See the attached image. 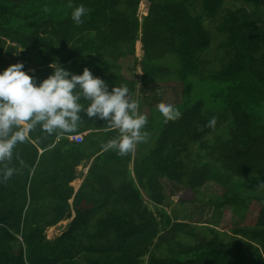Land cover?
Returning <instances> with one entry per match:
<instances>
[{"label":"trees","instance_id":"1","mask_svg":"<svg viewBox=\"0 0 264 264\" xmlns=\"http://www.w3.org/2000/svg\"><path fill=\"white\" fill-rule=\"evenodd\" d=\"M141 1L0 0V71L14 63L6 53L34 64L27 74L39 77L37 85L53 67L72 75L87 68L109 92L127 86L132 99L140 62L145 92L157 77L176 74L184 94L175 120L151 110L159 136L153 141L145 125L134 157L108 147L119 130L83 110L71 132L48 134L37 125L18 142L12 159L0 162V172L14 170L6 180L0 175V264H264V0H232L233 8L226 0H145L139 18ZM81 5L86 13L76 24L71 13ZM7 40L21 47L19 56ZM79 103L86 109L90 101ZM203 109L213 110L214 124ZM83 132V142L69 139ZM256 179L262 188L249 186ZM208 183L224 191L217 207L245 209L254 225L235 229L226 245L218 234L184 245L177 237L184 225L167 213L165 191L200 193ZM68 219L66 231L46 238L47 228Z\"/></svg>","mask_w":264,"mask_h":264},{"label":"clouds","instance_id":"2","mask_svg":"<svg viewBox=\"0 0 264 264\" xmlns=\"http://www.w3.org/2000/svg\"><path fill=\"white\" fill-rule=\"evenodd\" d=\"M86 8L75 7L71 13L74 23L80 24ZM16 63L0 71V162L11 160L17 143H23L31 130L39 125L48 134L71 132L80 121L81 111L89 118L106 120L119 135L108 142V147L121 155L133 151L138 143L147 139L143 131L147 117L138 112V102L130 98L127 86L113 87L92 75L85 68L80 75H72L62 67L38 85ZM81 97L90 101L86 109L79 103ZM158 112L165 122L175 120L180 113L171 104L161 103ZM215 123V118L210 122ZM12 168H4L0 175L8 179Z\"/></svg>","mask_w":264,"mask_h":264},{"label":"rangeland","instance_id":"3","mask_svg":"<svg viewBox=\"0 0 264 264\" xmlns=\"http://www.w3.org/2000/svg\"><path fill=\"white\" fill-rule=\"evenodd\" d=\"M227 6H232V0H226ZM147 13L146 1L143 0L140 2L138 7V16ZM141 36V34H140ZM6 46L15 47L16 51L13 52L19 56V52L21 51V47L16 45L15 43H11L10 41H6ZM142 42L141 40L136 41L135 43V57L138 60L142 58ZM5 54V52H4ZM6 59L12 60L14 63L11 65L22 62L21 60H15L14 56L12 57L9 54H5ZM214 59V58H213ZM112 61V60H111ZM209 62V61H208ZM120 63V67L122 70H125V64ZM213 63H217V60ZM209 63V64H213ZM24 65V71L26 73H30L31 75L36 72L33 63H22ZM131 64V63H130ZM208 65V64H206ZM143 65L140 62H137L136 69L133 73L136 80V85L134 87V91L131 95L133 100L138 102L139 108L138 112L145 115L147 117V128L149 130V136L152 137L153 141L155 138L159 136L160 128L158 127L160 123V118L157 115H153V118H150L152 115L151 110H158V105L161 103L171 104L173 107L177 104H181L184 100V94L182 90V82L178 80L176 74L165 75L157 77L153 84L154 90L150 88L147 92L144 91V85L142 83V71ZM39 77H35L34 81L37 82ZM207 86H205V89ZM197 91L193 89V94ZM209 105H206V108ZM216 111V110H215ZM203 113L206 117L213 119L217 118V116L213 115V110L207 111L203 109ZM221 122L220 127L226 125V121L219 120ZM213 134H211L212 136ZM191 153L194 157H196V152L198 151L197 144H191ZM136 155L135 149L133 150V157ZM185 158V157H183ZM187 161V159H186ZM90 162L84 161L78 168V176L79 179L72 182L75 190L79 188L81 185L88 166ZM130 169L133 168V162L130 163ZM133 172V170H131ZM251 185L256 186L258 189L263 187V182H260L259 179L251 180ZM224 191L220 187H216L208 183L204 188L200 189V193H194L189 190H185L182 193H178L176 195L169 196L167 194V190L165 191L166 200H164V206L166 208L167 213L171 216L175 214L177 218L184 225L183 231H180L177 234L179 238V242L184 245H195L199 242L200 238H212L213 235L218 234L221 238L222 244L226 245L229 240L235 235L234 230L239 229L242 226L254 225V223L249 219V212L245 209L233 207V206H224L223 208L217 207L216 203L219 202L220 197L223 195ZM144 200L148 207L155 212L156 219L160 223L159 215L156 213L157 208L153 202H151L144 192ZM218 201V202H217ZM163 206V207H164ZM71 220L62 221L59 224L47 228L45 234L48 240H53L56 237L60 236L64 231L67 230L69 223ZM241 235V234H240ZM243 236V235H241ZM235 238L238 237L236 234ZM162 252H166V247L162 249Z\"/></svg>","mask_w":264,"mask_h":264},{"label":"built area","instance_id":"4","mask_svg":"<svg viewBox=\"0 0 264 264\" xmlns=\"http://www.w3.org/2000/svg\"><path fill=\"white\" fill-rule=\"evenodd\" d=\"M84 137H85L84 134H76V135L69 136V139L76 143H81L83 142Z\"/></svg>","mask_w":264,"mask_h":264},{"label":"crops","instance_id":"5","mask_svg":"<svg viewBox=\"0 0 264 264\" xmlns=\"http://www.w3.org/2000/svg\"><path fill=\"white\" fill-rule=\"evenodd\" d=\"M87 133H88V132H83V133H78V134H84V136H85ZM87 170H88V169H87ZM86 173H87V172H86ZM76 180H77V179H76ZM73 182H74V181H73ZM82 182H83V181H82ZM81 184H82V183H81ZM80 186H81V185H80ZM80 186H79V187H80ZM78 189H79V188H78ZM78 189H77V190H78ZM77 190H76V191H77ZM70 203H72V200H70ZM74 217H75V213L73 212V213H72V218H74ZM68 220H71V219H68ZM64 221H66V220H64ZM61 222H62V221H61ZM70 222H71V221H70ZM59 223H60V222H59ZM59 223H58V224H59ZM56 225H57V224H56Z\"/></svg>","mask_w":264,"mask_h":264}]
</instances>
